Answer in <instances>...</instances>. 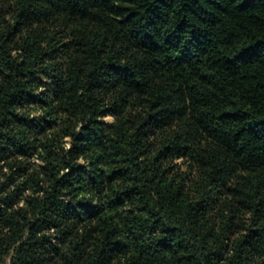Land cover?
I'll return each mask as SVG.
<instances>
[{
	"label": "trees",
	"instance_id": "obj_1",
	"mask_svg": "<svg viewBox=\"0 0 264 264\" xmlns=\"http://www.w3.org/2000/svg\"><path fill=\"white\" fill-rule=\"evenodd\" d=\"M0 264H264V0H0Z\"/></svg>",
	"mask_w": 264,
	"mask_h": 264
},
{
	"label": "clouds",
	"instance_id": "obj_2",
	"mask_svg": "<svg viewBox=\"0 0 264 264\" xmlns=\"http://www.w3.org/2000/svg\"><path fill=\"white\" fill-rule=\"evenodd\" d=\"M33 115H39V113H33ZM105 119L111 121L113 118H112V117H106ZM64 147H65V150H67L68 148L71 147V144H70V143H65ZM78 163L83 164V163H85V161H84L83 158H81V159L78 161ZM64 171L67 172L68 169H64ZM249 215H250V214H249Z\"/></svg>",
	"mask_w": 264,
	"mask_h": 264
},
{
	"label": "rangeland",
	"instance_id": "obj_3",
	"mask_svg": "<svg viewBox=\"0 0 264 264\" xmlns=\"http://www.w3.org/2000/svg\"><path fill=\"white\" fill-rule=\"evenodd\" d=\"M107 117H112V116H107ZM106 118V117H105ZM113 118V117H112ZM106 121H109V120H107V119H105ZM111 121H113V119L111 120ZM110 121V122H111ZM174 163H176L177 165H178V167H180L181 169H186L187 168V163L185 162V160L184 159H177V160H175V162Z\"/></svg>",
	"mask_w": 264,
	"mask_h": 264
}]
</instances>
